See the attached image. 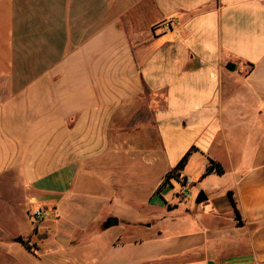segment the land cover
Returning <instances> with one entry per match:
<instances>
[{"label":"crops","instance_id":"0c3cea01","mask_svg":"<svg viewBox=\"0 0 264 264\" xmlns=\"http://www.w3.org/2000/svg\"><path fill=\"white\" fill-rule=\"evenodd\" d=\"M191 148L175 174L200 193L176 204L158 188ZM88 166L110 178L99 202ZM10 173L46 211L109 203L97 264H264V0H0Z\"/></svg>","mask_w":264,"mask_h":264},{"label":"rangeland","instance_id":"374dc122","mask_svg":"<svg viewBox=\"0 0 264 264\" xmlns=\"http://www.w3.org/2000/svg\"><path fill=\"white\" fill-rule=\"evenodd\" d=\"M100 167L88 166L85 194L98 202L106 195V190L110 189L102 183L110 180L108 172L104 173ZM161 171H151L148 179L151 186ZM101 183L105 188L97 187ZM98 192L101 194H96ZM199 193L200 190H191L190 198L196 199ZM25 194L23 179L18 177V173L0 177V264H97L100 258L95 250L103 244H109L112 234L117 231L114 227L107 231L108 235L103 240L95 239L97 236L94 233L98 231L100 224L113 215L108 202L93 203L91 200L90 209H85L81 203L72 202L70 207L61 206L54 212L36 207L34 201ZM173 201L179 203L176 199ZM183 207L181 204L179 208ZM36 209L41 210L40 217L34 215ZM120 213L121 219L134 224L156 223L160 215L132 210ZM117 227L125 225L121 223ZM57 235L69 238L71 246L56 247ZM18 237L23 239L22 244L15 242Z\"/></svg>","mask_w":264,"mask_h":264},{"label":"built area","instance_id":"2783aa9c","mask_svg":"<svg viewBox=\"0 0 264 264\" xmlns=\"http://www.w3.org/2000/svg\"><path fill=\"white\" fill-rule=\"evenodd\" d=\"M193 186V182L189 178L181 177L178 174L172 175L164 186L161 187L160 192L167 190L166 194L169 196V201L176 199L178 201L186 200L190 195L191 187ZM36 217L41 216V210L36 209L35 214Z\"/></svg>","mask_w":264,"mask_h":264},{"label":"trees","instance_id":"16d2710c","mask_svg":"<svg viewBox=\"0 0 264 264\" xmlns=\"http://www.w3.org/2000/svg\"><path fill=\"white\" fill-rule=\"evenodd\" d=\"M193 151V149L191 148L182 158H181V160L179 161V163L176 165V167L172 170V171H170L168 174H167V176L165 177V179H164V181L161 183V185L159 186V188H158V192L160 191V189H161V187L162 186H164L165 185V183L167 182V180L173 175V174H175V173H177V172H179V171H181L183 168H184V166L186 165V163H187V161H188V158H189V156H190V154H191V152ZM213 170H215L217 173H222V170H221V168L219 167V166H217V167H214V166H210L207 170H206V173H210L211 171H213ZM229 196H230V198H231V200H232V202H233V205L235 206V202H234V200H233V198H232V194L231 193H229ZM236 211V210H235ZM236 213H237V211H236ZM237 215V218L239 217V215H238V213L236 214ZM110 225V222H108V226Z\"/></svg>","mask_w":264,"mask_h":264},{"label":"water","instance_id":"95a60500","mask_svg":"<svg viewBox=\"0 0 264 264\" xmlns=\"http://www.w3.org/2000/svg\"><path fill=\"white\" fill-rule=\"evenodd\" d=\"M228 68H229L230 70H232V69L234 68V66H233L232 64H230V65L228 66ZM198 199H199V200H201V199L203 200V199H205V196H204L203 194H200V196H199ZM116 224H117V221H116ZM105 226L108 227V222L105 224ZM57 241H58L59 244H61L62 246H64V247L67 246V242H66V240H64L63 238H58ZM15 242H18V243L22 244V243H23V239H22L21 237H18V238L15 240Z\"/></svg>","mask_w":264,"mask_h":264}]
</instances>
